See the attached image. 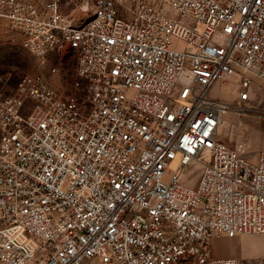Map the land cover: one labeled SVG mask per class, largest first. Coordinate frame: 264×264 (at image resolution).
Returning a JSON list of instances; mask_svg holds the SVG:
<instances>
[{
    "label": "built area",
    "instance_id": "2783aa9c",
    "mask_svg": "<svg viewBox=\"0 0 264 264\" xmlns=\"http://www.w3.org/2000/svg\"><path fill=\"white\" fill-rule=\"evenodd\" d=\"M0 26L78 54L67 95L1 79L0 264H241L212 240L264 237V152L218 131L264 80V0H0Z\"/></svg>",
    "mask_w": 264,
    "mask_h": 264
},
{
    "label": "rangeland",
    "instance_id": "374dc122",
    "mask_svg": "<svg viewBox=\"0 0 264 264\" xmlns=\"http://www.w3.org/2000/svg\"><path fill=\"white\" fill-rule=\"evenodd\" d=\"M77 65L76 52L52 53L43 59L26 48L19 34L0 26V85L1 79H4L6 87L12 88L25 74L42 73L54 88L67 95L74 89L72 82L77 76ZM235 80L218 82L212 88L211 96L237 105ZM251 92L253 101L246 112L237 106L223 114L218 139L231 147L240 148L249 160L256 162L260 153L264 152V114L261 111L264 80L255 78ZM200 172V166L193 164L186 173V179L196 186ZM258 237L247 234L233 238L223 236L212 240V248L216 256H236L241 264H264V249L261 251Z\"/></svg>",
    "mask_w": 264,
    "mask_h": 264
},
{
    "label": "crops",
    "instance_id": "0c3cea01",
    "mask_svg": "<svg viewBox=\"0 0 264 264\" xmlns=\"http://www.w3.org/2000/svg\"><path fill=\"white\" fill-rule=\"evenodd\" d=\"M259 241H260V245H261V251H263L264 249V237H258ZM262 253V252H261Z\"/></svg>",
    "mask_w": 264,
    "mask_h": 264
}]
</instances>
